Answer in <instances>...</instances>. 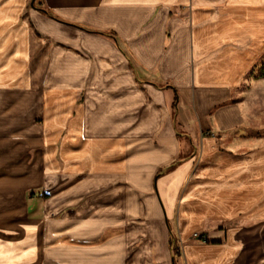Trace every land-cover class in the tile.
Returning a JSON list of instances; mask_svg holds the SVG:
<instances>
[{
	"label": "crops",
	"instance_id": "0c3cea01",
	"mask_svg": "<svg viewBox=\"0 0 264 264\" xmlns=\"http://www.w3.org/2000/svg\"><path fill=\"white\" fill-rule=\"evenodd\" d=\"M28 1L0 0V101H34L31 118L63 104L50 137L62 159L46 160L63 187L23 225L29 203L17 195L11 215L0 185V264H264V148L202 135L243 120L232 91L263 43L249 51L227 25L264 0Z\"/></svg>",
	"mask_w": 264,
	"mask_h": 264
},
{
	"label": "rangeland",
	"instance_id": "374dc122",
	"mask_svg": "<svg viewBox=\"0 0 264 264\" xmlns=\"http://www.w3.org/2000/svg\"><path fill=\"white\" fill-rule=\"evenodd\" d=\"M28 2L32 3V0ZM40 4L41 0H35L33 7L37 9L40 7ZM30 9L32 8L29 7L27 11ZM246 12L247 15L242 16L243 19L244 17L247 18L246 21L243 20L238 25L234 24L235 22L227 25V28L233 29L230 32L234 35H236L234 32L235 29L240 31L241 35L237 43L238 45L249 44L250 46H247L249 51L252 48L257 49L263 43L256 57L247 64L245 72L241 74V79L232 91V101L230 103H243V120L225 133L218 131L217 127L202 132L203 139L205 137L211 138L217 150H231L239 154L250 153L255 151V149L260 150L261 147L264 148V9H249ZM24 13L20 16L19 22L22 20L26 21L28 17L26 10ZM230 22L228 21L226 23L228 24ZM245 94L247 95V101H239L240 96L242 95L241 97H243ZM1 102H4L5 106ZM185 103L187 111L191 110L190 113H192L193 107L191 101H186ZM0 104V163H5L4 159L7 160L11 156L15 158V155L18 158L21 157L23 160V167L20 169L14 167L13 169L0 170V185L3 189L7 188L9 191L7 193V210L12 213L11 215L15 214V210L19 211L20 199L17 195L23 194V204L25 202L26 204L29 203V209L27 214H24L23 219L17 221L22 222L23 225L28 224V221L33 218V211L37 209L42 213L40 219L45 220L43 211L47 209V199L63 187V184L57 186L50 185L48 175L46 174V160L49 152H53L56 149L57 154L55 158L57 160L62 159L61 149L63 146V137L58 138L56 141L50 137L54 127L52 122L53 118H55L54 114L58 111L63 112V104L57 109L56 106H52L53 103L49 105L48 101H39L42 112L34 118H31L36 105L34 101H0ZM2 107H4V110L1 109ZM21 108L24 111L22 123H20ZM184 110L183 112L186 113ZM195 124V129H199L196 122ZM21 125L23 126V132L18 129ZM198 144L200 143L198 142ZM199 148L201 149V145ZM63 172V164H61L57 170V174L60 173V175L59 177L56 176L61 182L63 181L61 179L63 178ZM12 177L14 179L21 178L19 180H21L23 185L16 188L13 185L14 182H11ZM0 195L2 194L0 193ZM16 199H18L17 202ZM33 199L34 204L31 206ZM174 226H176L175 223ZM30 227L29 225L27 230L31 233ZM202 237H206L208 241V232L201 231L194 233L192 239L201 241ZM177 246L175 252L181 255L183 245L180 242Z\"/></svg>",
	"mask_w": 264,
	"mask_h": 264
},
{
	"label": "built area",
	"instance_id": "2783aa9c",
	"mask_svg": "<svg viewBox=\"0 0 264 264\" xmlns=\"http://www.w3.org/2000/svg\"><path fill=\"white\" fill-rule=\"evenodd\" d=\"M201 241L204 242V243H206V242H207L206 237H202V238H201Z\"/></svg>",
	"mask_w": 264,
	"mask_h": 264
},
{
	"label": "bare ground",
	"instance_id": "6f19581e",
	"mask_svg": "<svg viewBox=\"0 0 264 264\" xmlns=\"http://www.w3.org/2000/svg\"><path fill=\"white\" fill-rule=\"evenodd\" d=\"M107 124V123H106ZM96 131H97V129H96ZM103 131H105V130H103ZM96 136H99V135H96ZM101 136V135H100Z\"/></svg>",
	"mask_w": 264,
	"mask_h": 264
},
{
	"label": "water",
	"instance_id": "95a60500",
	"mask_svg": "<svg viewBox=\"0 0 264 264\" xmlns=\"http://www.w3.org/2000/svg\"><path fill=\"white\" fill-rule=\"evenodd\" d=\"M34 1H35V0L32 1V4H33V5H34Z\"/></svg>",
	"mask_w": 264,
	"mask_h": 264
},
{
	"label": "trees",
	"instance_id": "16d2710c",
	"mask_svg": "<svg viewBox=\"0 0 264 264\" xmlns=\"http://www.w3.org/2000/svg\"><path fill=\"white\" fill-rule=\"evenodd\" d=\"M46 12V11H45ZM176 249V247L174 248V250ZM176 253V252H175ZM176 254H178V253H176Z\"/></svg>",
	"mask_w": 264,
	"mask_h": 264
}]
</instances>
